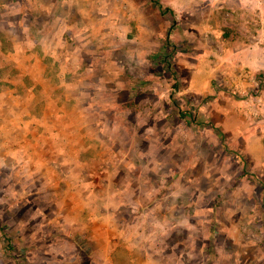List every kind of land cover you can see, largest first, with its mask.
Listing matches in <instances>:
<instances>
[{"label": "rangeland", "instance_id": "374dc122", "mask_svg": "<svg viewBox=\"0 0 264 264\" xmlns=\"http://www.w3.org/2000/svg\"><path fill=\"white\" fill-rule=\"evenodd\" d=\"M0 0V264H264V0Z\"/></svg>", "mask_w": 264, "mask_h": 264}, {"label": "trees", "instance_id": "16d2710c", "mask_svg": "<svg viewBox=\"0 0 264 264\" xmlns=\"http://www.w3.org/2000/svg\"><path fill=\"white\" fill-rule=\"evenodd\" d=\"M153 1H155L156 5H157L159 8H161V4L159 3L158 0H153Z\"/></svg>", "mask_w": 264, "mask_h": 264}]
</instances>
